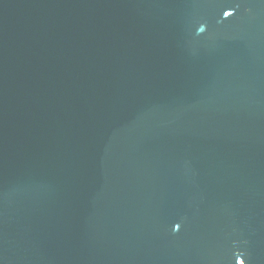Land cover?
<instances>
[{"label": "water", "instance_id": "obj_1", "mask_svg": "<svg viewBox=\"0 0 264 264\" xmlns=\"http://www.w3.org/2000/svg\"><path fill=\"white\" fill-rule=\"evenodd\" d=\"M0 264H264V0H0Z\"/></svg>", "mask_w": 264, "mask_h": 264}]
</instances>
